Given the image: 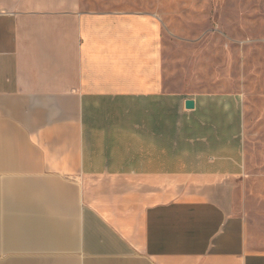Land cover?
Segmentation results:
<instances>
[{
    "label": "crops",
    "instance_id": "obj_1",
    "mask_svg": "<svg viewBox=\"0 0 264 264\" xmlns=\"http://www.w3.org/2000/svg\"><path fill=\"white\" fill-rule=\"evenodd\" d=\"M170 83L154 15L0 0V264H264L242 97Z\"/></svg>",
    "mask_w": 264,
    "mask_h": 264
},
{
    "label": "rangeland",
    "instance_id": "obj_2",
    "mask_svg": "<svg viewBox=\"0 0 264 264\" xmlns=\"http://www.w3.org/2000/svg\"><path fill=\"white\" fill-rule=\"evenodd\" d=\"M154 15L163 29L171 91L243 99L245 174L235 210L264 233V0H89Z\"/></svg>",
    "mask_w": 264,
    "mask_h": 264
},
{
    "label": "water",
    "instance_id": "obj_3",
    "mask_svg": "<svg viewBox=\"0 0 264 264\" xmlns=\"http://www.w3.org/2000/svg\"><path fill=\"white\" fill-rule=\"evenodd\" d=\"M186 106L188 109H191L194 107V102L193 101H187Z\"/></svg>",
    "mask_w": 264,
    "mask_h": 264
}]
</instances>
